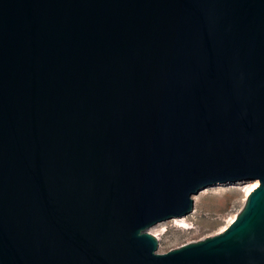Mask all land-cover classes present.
Masks as SVG:
<instances>
[{
	"label": "water",
	"instance_id": "95a60500",
	"mask_svg": "<svg viewBox=\"0 0 264 264\" xmlns=\"http://www.w3.org/2000/svg\"><path fill=\"white\" fill-rule=\"evenodd\" d=\"M0 264H264V0H0Z\"/></svg>",
	"mask_w": 264,
	"mask_h": 264
},
{
	"label": "rangeland",
	"instance_id": "374dc122",
	"mask_svg": "<svg viewBox=\"0 0 264 264\" xmlns=\"http://www.w3.org/2000/svg\"><path fill=\"white\" fill-rule=\"evenodd\" d=\"M244 197L245 187L235 188L232 183L205 187L194 197V211L186 217L187 225H182L181 222L173 219L162 224L165 226L164 230H157V227L150 228V232L158 237V250L168 251L184 243L222 231L230 217L235 213L237 215L243 207Z\"/></svg>",
	"mask_w": 264,
	"mask_h": 264
},
{
	"label": "bare ground",
	"instance_id": "6f19581e",
	"mask_svg": "<svg viewBox=\"0 0 264 264\" xmlns=\"http://www.w3.org/2000/svg\"><path fill=\"white\" fill-rule=\"evenodd\" d=\"M232 184L234 185L235 188H244V187H245V197H244V200H245L246 197L248 196V194H249V193H250V192H251L256 186H258L259 181H258L257 179H256V180H244V181H237V182L232 183ZM193 211H194V210H193ZM193 211H192V212H193ZM192 212H191V213H192ZM186 217H187V216L173 217V218L170 219V220L175 219V220L181 222L182 225H187L188 222H186ZM235 217H236V213L233 214V215L230 217V220L228 221V224H229L230 222H232V221L234 220ZM165 222H166V221H164V222H162V223H159V224H157V225H154L153 227H157V230H164L165 226L162 225V224H164ZM228 224L224 225L223 228H222L221 230L225 229V228L227 227ZM153 227H151V228H153ZM156 234L158 235V233H156Z\"/></svg>",
	"mask_w": 264,
	"mask_h": 264
}]
</instances>
